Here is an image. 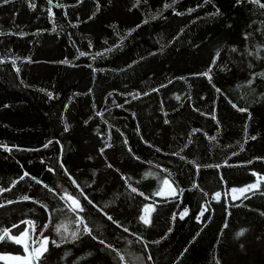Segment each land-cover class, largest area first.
I'll return each instance as SVG.
<instances>
[{
	"label": "trees",
	"instance_id": "1",
	"mask_svg": "<svg viewBox=\"0 0 264 264\" xmlns=\"http://www.w3.org/2000/svg\"><path fill=\"white\" fill-rule=\"evenodd\" d=\"M262 5L0 0V232L41 264H264V180L231 191L264 176Z\"/></svg>",
	"mask_w": 264,
	"mask_h": 264
},
{
	"label": "snow or ice",
	"instance_id": "2",
	"mask_svg": "<svg viewBox=\"0 0 264 264\" xmlns=\"http://www.w3.org/2000/svg\"><path fill=\"white\" fill-rule=\"evenodd\" d=\"M5 2H8V0H5ZM51 2H52V0H49V3H51ZM256 2H258V0H256ZM262 6H264V5H262ZM167 7H170V5L165 4V8H167ZM177 14H179V13H177ZM145 23H147V21H145ZM81 55H84V53H81ZM65 63H67V61H65ZM17 71H19V69H17ZM209 71H211V69H209ZM204 75H208V73H205ZM208 78H209V80H211V77L210 76ZM177 99H179V97H177ZM241 111H245V110L244 109H241ZM213 118H215V117H213ZM211 139L214 140L215 137H212ZM251 139H255V137H251ZM109 167H111V165H109ZM209 167H219V165H215V166H211L210 165ZM197 170H199V166H198ZM49 171H52V169H49ZM165 171H167V170H165ZM65 172L67 174V170H65ZM24 175L27 176L28 173H24ZM151 175H153V174L152 173H147L146 174V177L147 176H151ZM253 175H257V174L256 173H253ZM69 178L71 179V177H69ZM21 179H23V177H21ZM33 179H35V178H33ZM125 179H127V178H125ZM261 180H264V176H259L258 179H257V181L255 183L251 184V185H248V186H246L244 188H240V189H232L231 191L233 193L239 192L241 194H244V193H248V192L253 191V190H258L259 187H260V181ZM72 182L74 184L76 183L75 180H73ZM37 183H42V182L41 181H37ZM161 184H162V187H161L160 191L154 193L153 195H157L158 196V195L163 194L164 187H167L170 190L171 193H175L176 192V189L172 187V182H170L169 179H167V178L163 179L162 182H161ZM44 187L45 188H48L47 185H44ZM76 187L79 189V185L78 184L76 185ZM129 187L131 188V191L132 192H134V193L137 192V189L136 188L131 187V185H129ZM197 187H198V185H197ZM0 191H5V189H0ZM49 191H54V189H49ZM179 191H180V193H182L183 192V189H180ZM80 195L83 196V199L84 200H87L88 203H90V204L92 203L91 200H88L87 195H84L82 189L80 190ZM140 195H143V193H140ZM60 198L62 200H65L66 201V207H67V209L70 212H72L74 214H78V213L84 211V207L81 204V200L77 196H74V195L68 193L67 191H65L64 192V195L61 196ZM214 198L218 200L220 198V193H216ZM237 198L238 197H233V199H237ZM247 198H249V197H245V199H247ZM23 199L24 200H28L29 197L28 196H25V197H23ZM9 203H11V201H9ZM0 206H2V205H0ZM148 208H149V206L146 205L145 208H144V212L145 213L148 212ZM206 210H207V208L205 207V209L200 212V214L197 216V219L198 220L200 219V217H202L204 215V211H206ZM187 214H188V210H187V208H185L184 212H182L180 214V219H183L184 216L187 215ZM105 215H107V214H105ZM175 218L176 217L174 215L173 216V220H175ZM108 219L109 220H112V217L111 216H108ZM139 219L146 226H151L152 221H151V219H150L149 216L142 214L139 217ZM76 221L79 224H82L83 225V232L84 233H86L88 235H91V229L88 228V226L84 222V218L82 216L77 215L76 216ZM27 223L34 224V222H31V221H29ZM114 223H115V221H114ZM117 226L120 227V225H117ZM61 227H58L57 228V232L58 233H60ZM225 227H227V224H225ZM123 230L125 232L128 231L127 228H124ZM9 233H10V230L9 229H3L2 232H0V241H3L5 239V237H8L9 239H11L12 241H14L17 244H23L24 251L26 253H28L29 252V246L27 244H24V241L22 239L23 237L28 236V232L27 231H23V232L19 233L18 235H15V236H10ZM243 234H244V231L243 230L238 233V235H243ZM78 236H79V228H77V230L72 233V238L73 239L78 238ZM139 239L142 241V238H139ZM47 240H48V238L45 237L44 240H43V242L41 243V246L38 247V248H34L33 249V253H30V256H31L30 259L28 257H25V256H16V257H13V259L18 260V261H22V264H41V257L43 256L44 252L47 251V248L44 246L47 243ZM158 242L159 241H156L155 243H158ZM101 243H103V241H101ZM144 247L147 248V244L146 243L144 244ZM117 255L119 256V259H120L121 262H124L125 261L126 258H125L124 255L120 254L119 252H117ZM5 258H6L5 255L0 254V260H4ZM148 259L151 260V256L150 255H149Z\"/></svg>",
	"mask_w": 264,
	"mask_h": 264
},
{
	"label": "rangeland",
	"instance_id": "3",
	"mask_svg": "<svg viewBox=\"0 0 264 264\" xmlns=\"http://www.w3.org/2000/svg\"><path fill=\"white\" fill-rule=\"evenodd\" d=\"M25 231H27V230H25ZM22 239L24 241V244H26L27 243V236L26 237H23ZM44 246L46 247V245H44ZM33 249L34 248L29 249V252L28 253L25 252L24 255L4 254L5 257H6L4 260L7 261V264H22V261L15 260V259H13V257H16V256H25V257H28L30 259L31 258L30 253H33Z\"/></svg>",
	"mask_w": 264,
	"mask_h": 264
},
{
	"label": "crops",
	"instance_id": "4",
	"mask_svg": "<svg viewBox=\"0 0 264 264\" xmlns=\"http://www.w3.org/2000/svg\"><path fill=\"white\" fill-rule=\"evenodd\" d=\"M43 242V241H42ZM48 243H49V240H47V243L45 244L46 245V248L48 247ZM41 246V245H40ZM40 246H38V247H40ZM38 247H36V248H38ZM35 248V247H34ZM1 254H3V253H1ZM5 254V253H4ZM3 254V255H4ZM5 261V260H4ZM6 263H7V261H5Z\"/></svg>",
	"mask_w": 264,
	"mask_h": 264
}]
</instances>
